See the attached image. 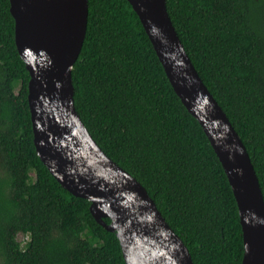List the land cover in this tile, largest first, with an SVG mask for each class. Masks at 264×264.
Returning a JSON list of instances; mask_svg holds the SVG:
<instances>
[{
	"label": "trees",
	"instance_id": "obj_1",
	"mask_svg": "<svg viewBox=\"0 0 264 264\" xmlns=\"http://www.w3.org/2000/svg\"><path fill=\"white\" fill-rule=\"evenodd\" d=\"M167 6L264 192V0H167ZM15 29L10 0H0V264H126L116 234L97 223L91 202L66 191L37 154L31 77ZM73 81L91 136L146 188L194 264H242L244 236L228 177L128 0H89ZM23 235L28 243L19 241Z\"/></svg>",
	"mask_w": 264,
	"mask_h": 264
},
{
	"label": "water",
	"instance_id": "obj_2",
	"mask_svg": "<svg viewBox=\"0 0 264 264\" xmlns=\"http://www.w3.org/2000/svg\"><path fill=\"white\" fill-rule=\"evenodd\" d=\"M10 2L17 49L31 77L28 100L42 163L66 191L91 202L97 223L116 234L126 264H194L146 188L103 152L77 111L73 70L87 36L89 0ZM128 2L228 177L244 236L242 264H264V192L244 142L189 57L167 0Z\"/></svg>",
	"mask_w": 264,
	"mask_h": 264
},
{
	"label": "clouds",
	"instance_id": "obj_3",
	"mask_svg": "<svg viewBox=\"0 0 264 264\" xmlns=\"http://www.w3.org/2000/svg\"><path fill=\"white\" fill-rule=\"evenodd\" d=\"M22 237H24V243H25V242L28 243V241H29V237H28V236H24V235H23ZM24 243H23V244H24Z\"/></svg>",
	"mask_w": 264,
	"mask_h": 264
},
{
	"label": "rangeland",
	"instance_id": "obj_4",
	"mask_svg": "<svg viewBox=\"0 0 264 264\" xmlns=\"http://www.w3.org/2000/svg\"><path fill=\"white\" fill-rule=\"evenodd\" d=\"M19 241L22 242V243H24V237L20 236L19 237Z\"/></svg>",
	"mask_w": 264,
	"mask_h": 264
}]
</instances>
